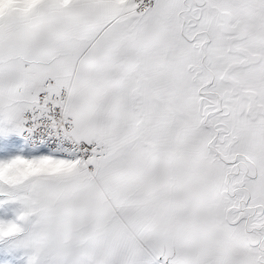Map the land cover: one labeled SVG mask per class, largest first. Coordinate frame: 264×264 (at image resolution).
<instances>
[{"label":"snow or ice","instance_id":"1","mask_svg":"<svg viewBox=\"0 0 264 264\" xmlns=\"http://www.w3.org/2000/svg\"><path fill=\"white\" fill-rule=\"evenodd\" d=\"M0 264H264V0H0Z\"/></svg>","mask_w":264,"mask_h":264}]
</instances>
